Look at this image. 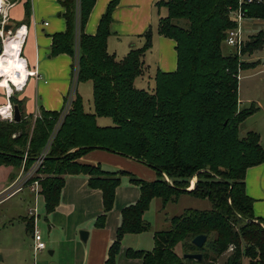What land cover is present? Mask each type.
Returning a JSON list of instances; mask_svg holds the SVG:
<instances>
[{
  "label": "trees",
  "instance_id": "1",
  "mask_svg": "<svg viewBox=\"0 0 264 264\" xmlns=\"http://www.w3.org/2000/svg\"><path fill=\"white\" fill-rule=\"evenodd\" d=\"M66 29L55 33L52 55L75 54L76 0H62ZM119 0H112L102 16L96 34L84 27L96 0H80V57L78 84L91 81L93 111H87L76 91L39 173L40 194L48 214L60 204L66 175L85 174L88 185L102 191L103 213L96 226L106 224L113 209L122 175L140 187V197L122 209L115 240L105 264H116L122 240L128 233H143L151 228L144 214L154 198L165 207L180 194L208 199L212 208H188L170 218L169 229L156 231L152 250L128 248L129 258L142 264H264V219L254 213V198L246 191V173L264 163V146L257 131L240 136V125L257 108L239 106V74L250 63L237 54H224L227 30L236 25L230 8L238 0H164L167 15L159 19L157 31L176 42L177 69L158 71L152 91L138 88L135 79L144 73L143 57L152 47L153 30L143 36L145 43L117 59L108 51L112 13ZM27 21L31 3H25ZM250 18L264 19V4L245 7ZM23 23L14 26L16 29ZM264 47V32L248 39L243 55ZM22 114L20 121L0 120V165H21L28 170L47 145L62 111L40 108L34 118L27 114L24 99L17 91L10 95ZM98 117H110L112 125L101 126ZM103 149L133 158L152 167L157 178L146 180L125 171H107L101 164H86L80 159L88 152ZM26 157V158H25ZM25 162V163H24ZM16 174H12L14 179ZM167 176L169 179L166 180ZM195 185L189 189L190 181ZM34 219V217H33ZM32 218L27 226L33 224ZM208 237L202 247L192 239ZM183 253H202V260L185 259ZM231 249V250H230Z\"/></svg>",
  "mask_w": 264,
  "mask_h": 264
},
{
  "label": "crops",
  "instance_id": "2",
  "mask_svg": "<svg viewBox=\"0 0 264 264\" xmlns=\"http://www.w3.org/2000/svg\"><path fill=\"white\" fill-rule=\"evenodd\" d=\"M27 1L7 0L11 5L7 9L4 5L6 23L15 26L19 22H24L26 18L25 3ZM29 1L31 3V16L22 24L27 28V36L23 47L21 46L22 49L19 51H21L20 55L26 60L28 69L37 71V73L28 77L25 86L21 90L22 92L17 91V95L19 99H24L26 113L37 117L40 115L41 107L46 110L63 112L66 99L70 94L80 57V0H76L77 18L74 39L75 54L73 56L68 53L51 54L53 35L63 32L67 25L63 15L65 8L62 5V0ZM111 1L96 0V4L84 27L86 34H96L100 20ZM162 1L164 0H119L112 13L108 51L114 54L118 60L124 58L132 48L143 46L145 43L143 34L150 28L153 30L152 47L143 57L144 73L135 79V83L142 84L140 88L144 89L146 88L144 86H150V89L155 87L154 78L158 71L172 72L177 69L176 42L157 31L159 19L163 17L161 8L165 7L160 5ZM244 28L246 40H248L258 32H264V19L250 18L245 21ZM233 51V48H231L229 53ZM244 60L250 63L247 66L248 69L258 70L257 73L264 72V47L251 55L244 56ZM0 78L3 79L2 83L10 88L12 84L7 82L8 78ZM255 83L259 85L260 81ZM77 86L78 84H76V90L78 91ZM4 92L5 95L0 97V106L11 102L5 87ZM79 95L83 98L85 109L93 111L94 106L87 107L83 95L80 92ZM257 102L258 107L261 108V101L258 100ZM104 118L110 117H98L97 122L99 125L108 126L113 124L112 118L111 121L101 120ZM244 122L241 123L240 128ZM80 161L86 164H101L103 169L107 171L125 170L134 175L145 176V178H141L146 180L157 178V172L152 167L133 158L103 149L88 152ZM23 173L24 171L16 173V169L11 165H0V194H6L5 197L13 195H8V191L19 175L21 176ZM12 174H16L14 179H12ZM196 180L197 178H194L192 181L191 188L194 187ZM245 181L248 195L255 200L254 213L256 217L264 219V163L250 167L247 170ZM7 182L8 184L5 186ZM35 197L37 198V194ZM139 197L140 187L130 180L129 174L122 175L121 183L116 190L114 207L107 215L105 226L99 228L96 226V219L103 213L102 191L91 188L88 185V176L85 174L66 175V184L62 190L60 204L50 213L49 218L50 242L47 246L50 244L49 253L54 257V260H48L43 264H105L109 247L115 240L116 230L121 223L122 209L137 202ZM29 219L31 218L27 217V222ZM169 219L167 215L165 217L166 224L170 223ZM32 222L31 227L28 228L27 226V229L31 231L33 237L36 222L35 220H32ZM53 230L58 232L57 236H52ZM82 230L88 232L85 242L80 236ZM129 235L137 234L128 233L124 236L116 264H142L141 259L129 258L126 255L127 249L132 246L125 242L126 237H129ZM10 249L14 251L10 259L5 262L6 255L2 253L0 264H28L27 259L23 257L18 248L11 244ZM33 251L35 254L34 264H40V262H36V255L43 251L36 252L34 244ZM128 258L131 260L127 261Z\"/></svg>",
  "mask_w": 264,
  "mask_h": 264
},
{
  "label": "rangeland",
  "instance_id": "3",
  "mask_svg": "<svg viewBox=\"0 0 264 264\" xmlns=\"http://www.w3.org/2000/svg\"><path fill=\"white\" fill-rule=\"evenodd\" d=\"M4 2H5L4 4L5 9H7L8 5L6 4L8 2L7 0H4ZM161 12H162L161 14L162 16H166L168 13L167 8L162 7ZM4 21H5V13L1 12L0 26L4 23ZM16 29L15 28L12 29V34L5 33L4 39H6L8 35L13 36L15 34ZM222 50L224 54H229L231 47L224 42L222 44ZM257 71L258 70H252L248 68L240 70L239 106L243 109L249 108L251 106H255L257 108L251 115L247 117L244 124L240 128V136L243 137L247 133V130L249 131L255 130L260 134L262 145H264V72L257 73ZM2 81L3 79L0 78V84H2L0 85V97L5 95L4 87L5 88L7 87L5 86L4 83H2ZM256 81H260V84L257 85V83H255ZM135 85L138 88H140L141 87L140 85L142 84L136 82ZM144 87H146L145 89H148L150 91L153 90V88L150 89V86L149 87L144 86ZM12 88H13V92L19 90L21 91L22 89V88L21 89L17 88L14 84L11 85L10 88L8 89L11 90ZM77 88L78 91L83 95L86 106L93 107V94H92L91 82L79 83ZM248 99L251 100L249 101ZM258 100L261 101V108L258 107L259 106L257 102ZM0 120H8V119H4L2 116H0ZM101 120L111 121V118H104ZM53 133L48 143L53 141L55 137V134ZM53 135L54 137H52ZM30 169L25 170L24 165L22 164L21 167L19 168V171L16 170V173H20V171H24V173H26ZM135 175L136 177L145 178V176H139L138 174ZM44 177L45 175L39 173L40 182L41 179ZM165 177L166 180L169 179L167 176ZM194 178H192V180L190 181L189 189H191L192 181L194 180ZM7 184L8 182L5 184V186H7ZM30 188L31 187L29 186V184H26L22 188V191L20 190L19 192L11 196L5 197L6 194L5 195H3L2 193L0 194V256H2V253H5L6 255L5 262H7L10 259L11 255L14 252L13 250L10 249V246L12 244L14 245L15 248L19 249V252H21L23 257L27 259L28 264H34L35 261V254L33 251L34 242L31 231L27 229V217L32 219L34 217L36 219V220L33 219L36 222V229H38L41 232L42 237L47 244L50 242L49 240L50 214H48L46 211L44 197L43 195L38 193L36 198L35 197L36 194H34V192L31 191ZM40 189H41V183H40ZM188 208L208 210L212 208V203L208 199L197 198L185 192L180 194L177 201L169 202L166 207L162 206V200L160 198H155L151 203L150 208L144 214L145 220L151 223V228L148 231L139 233L137 235H129V237H126L125 242L129 243V245H132L134 248L152 250L154 248L155 232L166 230L169 229L170 227V223L166 224L165 217L168 215V218H171L172 216L180 215L184 213ZM34 214H36V216ZM57 233H58L57 231L53 230L51 234L52 236L53 235L57 236ZM49 250H50V244L47 246L45 250H43L42 253L39 254L37 253L36 262L37 263L40 262V264H43L46 263V261L48 260L53 261L54 257L50 255ZM178 251L182 253V255H184L183 249H181L180 247H178ZM228 254L229 251L220 258L219 264H223ZM130 260L131 259L129 258L127 259V261ZM244 264H247V261H245Z\"/></svg>",
  "mask_w": 264,
  "mask_h": 264
},
{
  "label": "built area",
  "instance_id": "4",
  "mask_svg": "<svg viewBox=\"0 0 264 264\" xmlns=\"http://www.w3.org/2000/svg\"><path fill=\"white\" fill-rule=\"evenodd\" d=\"M250 4H264V0H238L237 6L233 7V8H230L231 16L235 20L236 25L233 28H230L229 30H227L226 37H225V40H224V42L228 46L233 48V50H234L233 53L237 54L240 57L241 60H244V56H243V52L242 51H243V47L245 46V43L247 41L246 40V36H245L244 23H245L246 20L250 19V17H248L246 15L245 7L247 5H250ZM6 5H8V7H10L11 4L7 3ZM5 23H6V21H4V23L0 26V36H1V39H2V45L3 46H4V40H5L4 39L5 38V35H4L5 33H4V30H3ZM21 28L25 29L24 39H23V42H22V47H23L25 38L27 36V28H26V26L25 25L19 26L15 30V33H17L18 30L21 29ZM9 33L12 34V31H10ZM22 47H21V49H22ZM20 54H21V51H20L19 55ZM25 63H26V60H25ZM78 64H79V61H78ZM29 73L30 74H28V77L35 75L37 73V71L30 70ZM78 74H79V66L76 69L75 76L73 78V84H72V88H71L70 94L68 95V97L66 99L62 115H61L60 120H59V122H58V124L56 126L55 132L53 134H56L61 122L64 119V116L69 111V109L71 107V104H72V102L74 100L75 93L77 91L76 90V84L78 83ZM25 84H26V82H25ZM25 84H24V86H25ZM5 89H6V93H7L8 97H10V95L13 92V88L11 90H9L6 87ZM1 107H4L6 109V112H4V114L0 115V116H2L4 119H8V120H11V121L14 120V109H13L12 103L8 102L6 105L0 106V108ZM9 114H10V116H9ZM52 137H54V135ZM51 143H52V141L50 143H48L46 148H44V150L41 152V154L38 156V158L34 162V164L31 167V169L28 172L23 173V175L18 177L16 182L13 184V186L10 187V189L8 191V193H9L8 195H11V194H14L16 192H19L24 187V185L28 184L29 181L32 178H34V177H36L38 175V171L43 166L44 159H45V157H46V155H47V153L49 151ZM29 186L31 187L32 191L36 192V194L40 193V191H39V189H40V179L39 178L34 179L33 181H31ZM34 215L36 216V214H34ZM33 240H34V249H35L36 252L43 251V250H45L47 248L46 241L43 239L41 232L38 229H36V228L34 229V232H33Z\"/></svg>",
  "mask_w": 264,
  "mask_h": 264
},
{
  "label": "bare ground",
  "instance_id": "5",
  "mask_svg": "<svg viewBox=\"0 0 264 264\" xmlns=\"http://www.w3.org/2000/svg\"><path fill=\"white\" fill-rule=\"evenodd\" d=\"M4 3V0H0V13L4 12ZM24 33L25 29L21 28L13 36L8 35L4 40L3 52L0 54V77L8 78L7 82L19 89L24 87L30 74L25 60L19 55Z\"/></svg>",
  "mask_w": 264,
  "mask_h": 264
},
{
  "label": "water",
  "instance_id": "6",
  "mask_svg": "<svg viewBox=\"0 0 264 264\" xmlns=\"http://www.w3.org/2000/svg\"><path fill=\"white\" fill-rule=\"evenodd\" d=\"M14 28V26L10 23H5L4 25V33H9L10 31H12V29ZM3 48L4 46L2 45V39H1V36H0V54L3 52ZM13 109H14V120L15 121H20L21 120V117H22V114H21V111H20V108L18 105H13ZM80 236H81V239L85 242L86 239H87V236H88V232L87 231H80ZM208 237L204 234H200V235H197L193 238L192 242L194 245L198 246V247H202L206 241H207ZM183 257L185 259H195V260H202L203 256H202V253H185L183 255Z\"/></svg>",
  "mask_w": 264,
  "mask_h": 264
},
{
  "label": "clouds",
  "instance_id": "7",
  "mask_svg": "<svg viewBox=\"0 0 264 264\" xmlns=\"http://www.w3.org/2000/svg\"><path fill=\"white\" fill-rule=\"evenodd\" d=\"M4 112H6V109H0V115H3ZM9 116H10V114H9Z\"/></svg>",
  "mask_w": 264,
  "mask_h": 264
}]
</instances>
